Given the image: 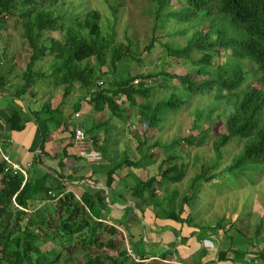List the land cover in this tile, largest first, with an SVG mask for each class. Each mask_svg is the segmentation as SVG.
<instances>
[{
    "label": "trees",
    "instance_id": "trees-1",
    "mask_svg": "<svg viewBox=\"0 0 264 264\" xmlns=\"http://www.w3.org/2000/svg\"><path fill=\"white\" fill-rule=\"evenodd\" d=\"M174 1L156 0L152 36L144 51L150 53L159 45L168 56L192 63L196 67L194 76L191 73L177 74L165 70L159 73L125 74L127 69L123 70L120 64L137 60L140 56L132 51V42L128 46L123 43L114 45L113 26L110 27L112 34L106 36L101 25L102 15L97 9L77 15L65 25L64 15L58 14L56 8L61 0H0V30H7L13 19L21 24L29 53V61L22 73V84L14 90V104L8 108L6 123L10 133L24 131L28 122L37 125V140L30 148L34 159L28 166L21 165L26 176L13 170L3 159L2 152L12 160L1 148V144L7 140H0V264H144L128 256L127 245L141 260L147 258L143 242H133L132 234L124 222L104 221L107 219L104 212L109 208L104 195L95 196L85 186L84 191L77 195L75 190H69L72 188L69 183L79 178L65 176L54 169L44 172L39 168L43 164V156L59 159L58 155L44 152L45 142L53 133L50 125L54 123L57 129L61 126L68 129V120L54 117L56 110L52 108L50 100H44L39 111H24L18 104L25 97L35 98L39 80L47 79L50 86L63 89V99L74 92L77 84L85 90L86 95L74 105V110L79 112L84 101L91 107L93 118H96L95 113L102 114L104 121L93 120L86 129L85 126L82 128L104 160H113L109 145L115 138V135L104 132L111 123L108 112L128 126L130 134L138 143L136 154L120 163L115 162L110 169L100 171L106 175L104 184L110 194H118L126 204L128 199L125 194L129 191L134 200L143 202V208H140L143 214L152 202L161 200L158 198L159 186L182 182L186 175V166L176 163L178 157L168 154L160 159L161 152H156V149L162 145L159 141L150 142V139L160 129L164 116L162 109L181 108L187 100L178 97L175 89V92L166 96L167 99L165 97L155 105L148 100L153 86H144V83L134 85L136 79H154L159 76L165 77V81L175 79L182 90L184 87L191 95L215 91L212 107L206 108V112L199 110L195 124L198 125L203 116L212 119L214 110L222 109L223 103L229 107L226 114L218 113L217 119L223 115L225 117L226 131L214 142L216 157L220 160L222 149L239 137L243 141L242 147L232 157L230 169L252 171L264 165V0H179L181 7L175 10L171 9ZM48 5L50 8H45ZM169 8L165 16L163 12ZM177 10L180 12L175 13ZM176 16H179L178 22L190 24L194 29L183 46L171 41L163 43L161 40L160 30L165 27L161 18L176 19ZM187 29L181 33H186ZM55 31H60L61 37L44 38L45 32ZM2 57L0 84L6 86L11 80L10 75L7 77L3 73ZM45 60L50 65L48 72L37 68ZM108 63L109 72L103 71ZM9 67L6 70H11V74L14 66ZM250 73L255 78L246 84L247 90L241 96L240 90ZM200 76L204 79H199ZM102 77H106L107 82L102 81L100 84ZM135 123L145 126L141 131L142 137ZM149 132L151 137H146L145 134ZM207 138V130H202L198 134L165 144L166 148L163 149L183 143L203 146ZM37 148L40 153H37ZM156 163L157 174L147 180H138L140 182L134 186L128 184L119 193L115 175L121 167L150 169ZM59 165H63L62 158L59 159ZM211 169H202V173L192 181L188 193L192 192L193 185L198 181H211L218 175ZM96 173L93 171L92 177ZM193 198L194 193L185 196L182 201L186 204ZM110 202L114 203V199ZM156 207L161 208V204ZM181 208L179 213L170 209L160 216L184 223L186 218H182V214L185 210L183 206ZM221 226L218 223L216 228ZM263 226V223L257 225L254 231L256 237L261 235ZM236 254L246 255L243 251H236ZM220 256L223 258L224 252H220ZM257 257L264 264V246L258 250Z\"/></svg>",
    "mask_w": 264,
    "mask_h": 264
},
{
    "label": "rangeland",
    "instance_id": "rangeland-1",
    "mask_svg": "<svg viewBox=\"0 0 264 264\" xmlns=\"http://www.w3.org/2000/svg\"><path fill=\"white\" fill-rule=\"evenodd\" d=\"M180 7L181 3L179 0H175L171 5V9L174 10ZM45 8L50 7L48 5L45 6ZM56 8L58 14L64 15L66 19L65 25L71 23L77 15H82L88 10H99L102 15L101 25L103 26L104 34L106 36L112 34L110 27L113 26L115 32L114 45L123 43L125 46H128L130 42H132V51L138 57L140 56L137 60H129L126 63L120 64L123 70L127 69L125 74L128 72L132 74L141 72L159 73L165 70L166 72L177 74L191 73L194 76L196 67H193L192 63L184 59H175L168 56L159 45L150 53L144 51L145 46L149 44L152 36V29L156 18L155 12L157 10L156 0H61ZM169 10L170 8L163 12L165 16L168 14ZM177 12H180V10L175 11V13ZM178 18L179 16H176V19L161 18L162 21L165 22L164 29L162 28L160 30L163 43L171 41L174 44L183 46L185 39L193 33L194 29L189 26L190 24L178 22ZM204 27L206 28V26ZM186 28H188L187 32L184 34L181 33V31ZM170 33L175 34L168 36ZM59 37H61L60 31L44 33V38ZM0 56H3V73H6L7 77H9V75L12 77V84H10L9 87L11 89L13 87L15 90L22 84V73L29 61V53L26 41L22 36V25L16 23L14 19L9 24L7 30H0ZM194 56H196V54L193 55V57ZM225 60H227V58H225ZM93 62H95V60H93ZM109 64L110 63L103 68V71L109 72ZM11 65L14 67L10 74L11 70L6 69L7 67L10 68L9 66ZM37 68L48 72L50 65L47 63V60H45L40 62ZM123 70L122 72H124ZM111 76L114 75L111 74ZM248 76L249 77H247L245 84L240 90L241 96L247 90L246 84H249L255 78V75L252 73ZM198 78L204 79L202 76ZM198 78L196 79L199 80ZM102 81L104 83L107 82V78L102 77L99 83L102 84ZM152 81L153 83L151 85L153 87L148 100L152 101L155 105L167 95L175 92V89H177L175 93H177L178 97H183L187 100V103L181 108L171 109L166 107L162 109L164 116L163 121L160 123V129L155 133L154 137L150 139V142L159 141L162 145V147L156 149V152H161L160 159L165 155L172 154L178 157L176 161L177 164H184L186 166V175L183 181L173 184L165 183L161 187L158 185V198L161 200L152 202L149 208H147V210L152 211L151 217L153 221H157L160 226L163 227L161 234L163 236L172 235L173 244L177 243L182 245V243L185 244L188 241L202 240L204 237L210 236V233L217 236L222 230V234L224 233L226 237L228 236V241L230 236V241L236 242V247H233L235 251H245L247 255L252 252H258V250L264 246V226L261 228V235L259 237H256L254 234L258 224L263 223L264 225V165L257 166L252 171L241 170L240 168L230 169L232 166V164H230L232 157H234L242 147L243 141L239 137L234 138L222 149V158L220 160L216 157L214 150V142L217 140L218 136L226 131L224 125L225 117L223 115L222 118L217 119L218 113L219 115L226 114L229 107L226 106V103H223L222 109H213L214 114L212 115V119L203 116L200 123L197 125L195 124L197 112L199 110L206 112L208 108L212 107L211 102L214 100L215 91L191 95L184 87L182 90V86L175 79L165 81V77L159 76L152 79ZM37 82L38 84L35 89L37 93L34 100H40L39 102L42 105L46 100H50L52 108L56 110L54 117H62L64 120H66V112L68 114L70 111L71 114L74 105L86 95L85 90L77 84L74 92L67 99H63V89L50 86L47 79ZM31 99L30 96L25 97V99H23L25 104L23 102H19L18 104L26 111V109H30L28 100L30 101ZM165 99H167V97ZM33 103H37V101H33ZM11 104L13 105L14 103L11 101ZM213 104L217 105L216 102H213ZM36 107H41V105H37ZM58 109L62 110V112H57ZM90 109L91 107H88V104L82 107L81 119H78L82 127L87 126L91 121L89 115ZM95 116L96 118L94 121L105 120H103L102 114L99 112L95 113ZM108 117V119L111 118V123L105 127L106 129H104V132L115 135V138H112L113 141L109 145L110 156L113 160L106 159V162L100 166L101 168L94 166L93 170L96 171L110 169L115 165V162L120 163L125 158L134 157L136 154L135 147L138 145L137 140L130 134L127 125L111 116L109 112ZM78 120L75 119V121ZM56 125L57 124L54 123L50 125L51 132H55V129L58 127ZM135 125L139 132H143L145 129V126L142 124L135 123ZM76 126L77 124L75 123L72 125L73 128ZM59 129L63 133L68 132L63 126ZM202 130H207L208 132L207 141L203 146H189L183 143L181 145H174V147L170 149H163V147L166 148L165 144H170L187 135L198 134ZM142 132L140 133L141 137L143 136ZM25 133L23 134L25 135ZM60 133L61 132H55V136H59ZM1 134L8 136L7 133ZM145 136L151 137V133H146ZM1 148L4 151L8 150L7 153L14 156L12 154L14 147L9 145V142L8 146L6 143L1 144ZM111 149L113 153H111ZM157 164L158 163L149 167L150 169H148V167L131 169L130 167L123 166L116 172L115 178L117 181L120 179L118 182L123 183L124 187L128 184L134 186L140 182L138 180H147L149 177L157 174ZM208 167L212 168L211 172L218 175L211 181H206L204 179L198 181L193 185L192 192L189 191L188 193L194 178L202 173V169H207ZM135 175L136 178L134 177ZM117 185L118 187L120 186L118 183ZM72 190L74 189L72 188ZM193 193L194 198L192 201L185 204L182 200L185 196L193 195ZM172 197L175 198L173 199ZM135 201H137L139 206L143 204L141 200L136 199ZM106 202H108V207H110L112 202H109L107 199ZM157 204H161V208H157ZM181 206H183L185 210L182 214V218H186V222L184 223L160 216L162 212H168L170 209L179 213L182 209ZM127 212L132 213L133 210L129 208ZM150 214H148L147 217H149ZM125 218L126 216L121 220L124 223H126ZM218 223H221V228H216ZM148 226V224L145 226V230ZM183 226L191 228V235H186L185 238L182 239L181 228H183ZM139 229L142 230L143 228ZM129 232L131 231L129 230ZM141 233L144 235V231ZM131 234L133 242L135 243L137 240V233L132 231ZM232 235L235 237L233 238ZM208 239L205 240V242H207Z\"/></svg>",
    "mask_w": 264,
    "mask_h": 264
},
{
    "label": "crops",
    "instance_id": "crops-1",
    "mask_svg": "<svg viewBox=\"0 0 264 264\" xmlns=\"http://www.w3.org/2000/svg\"><path fill=\"white\" fill-rule=\"evenodd\" d=\"M9 80H12V77H9ZM10 84H12L11 81L6 86L0 84V138L2 141L7 140V146L9 142V145L14 147L12 150V154L14 156H11V154L8 153L12 160L20 166H28L34 159V153L30 151V148L36 143L37 140V125L35 122H28L24 131L10 133L6 119L8 117V108L12 101L11 98L14 97L15 93L13 87L12 89L9 87ZM33 101L36 102L37 99L30 101L28 100L30 103V110H41L40 108H42V104H40L39 101H37V103H33ZM18 102H23V100ZM23 103L25 104V101ZM85 104L87 103L83 101L82 107L85 106ZM37 105H41V107L37 108ZM88 107H90L89 104ZM72 111L73 114H70V111L68 114L66 112V120H68V132L63 133L60 129H55V132H61L60 135L55 136V132H53L44 145V152H47L51 155H58L59 159L62 158L63 165H59V159L56 160L43 156V164H40L39 168H41V171L44 172L54 169L55 172L64 174L65 176H74L79 178L80 180L69 183L70 187L75 190L77 195H80L84 191L83 186H85L86 190L93 192L95 196L104 195L109 202L110 200L114 199V203H112L108 210L104 212L106 216L105 218H107L104 221L109 223H119V221H121L126 216L125 224L128 232L129 230L131 232L135 231L137 233V241L143 242L145 255L147 257L142 261L144 264H263L261 261H259L257 252H252L248 255L245 253V256H237V254H235L236 251L233 248L236 247V242H231L230 236L228 241V236L226 237L224 233L222 234V230H219L220 232L217 234V236L210 233V236L204 237L202 240H192L186 242L185 244L182 243V245L175 243V245L173 244L174 242L172 235L163 236L161 234L163 227H161L157 221H153L151 217L152 211L147 210L146 208L145 213L143 214L140 210V208H143V204L139 206L137 201L130 197L131 195L129 191H126L125 194L126 199L128 198V202L126 204L122 202L123 200L119 198L118 194H110L109 189L104 184L106 175L101 171H97L93 177L91 175L93 171H96L93 170V167H100L106 162V160L100 163L90 164L84 162V160H82V158L77 153L72 133H74L73 130L77 126H81V122L79 121L81 118L79 120L77 119L78 121H75V118L73 119L75 110L73 109ZM57 112H62V110ZM79 112L81 117L82 109ZM89 112L91 123L95 118L91 116L93 115L91 110ZM73 122L77 124L75 128L72 127L74 124ZM1 133H7L8 136H5ZM23 133H25V135ZM36 150L37 153H40L39 148ZM118 181H120V179H118ZM118 181L117 183L120 184L118 190H120L119 193L121 194L123 192L122 189H124V185ZM72 188L69 190H72ZM129 208L135 212H127ZM148 214H150L149 217H147ZM147 224L149 226L145 230V226ZM139 228L143 229L141 230ZM143 231L144 235L141 233ZM181 231L183 233V235L181 233L182 239L185 238L186 235H191V228L187 226H183ZM234 237L235 236H233V238ZM207 239L208 241L205 242ZM220 252H224L223 258H221Z\"/></svg>",
    "mask_w": 264,
    "mask_h": 264
},
{
    "label": "built area",
    "instance_id": "built-area-1",
    "mask_svg": "<svg viewBox=\"0 0 264 264\" xmlns=\"http://www.w3.org/2000/svg\"><path fill=\"white\" fill-rule=\"evenodd\" d=\"M140 83H144V86H150L153 83V81H152V79H146V80L145 79L144 80L143 79H136L134 81V85H139ZM73 118L79 119L80 113L75 112L73 115ZM73 132H74L73 133L74 144L76 146L77 153L82 158V160H84V162L90 163V164L102 162L103 161L102 153L95 148V145H94L92 139L87 135L85 130L81 126H77L73 130ZM2 157L4 160H6L8 162V164L11 166V168L13 170L20 171L26 176L25 170L22 169V167L19 164L10 160L9 156L6 153L2 152ZM121 231L123 232L122 229H121ZM127 254L129 257L133 258L136 262L143 261L138 256L135 255L132 248H130V246H128V245H127Z\"/></svg>",
    "mask_w": 264,
    "mask_h": 264
}]
</instances>
